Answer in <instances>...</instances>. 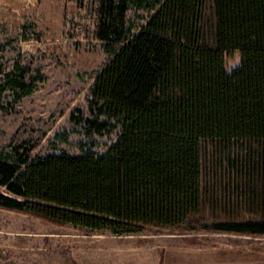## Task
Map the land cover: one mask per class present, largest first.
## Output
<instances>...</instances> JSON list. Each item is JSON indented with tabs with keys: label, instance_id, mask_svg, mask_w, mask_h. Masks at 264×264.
Here are the masks:
<instances>
[{
	"label": "trees",
	"instance_id": "16d2710c",
	"mask_svg": "<svg viewBox=\"0 0 264 264\" xmlns=\"http://www.w3.org/2000/svg\"><path fill=\"white\" fill-rule=\"evenodd\" d=\"M96 36L109 59L81 123L114 142L3 155L0 208L118 236L264 237V0H100ZM7 81L16 99L30 92L24 70Z\"/></svg>",
	"mask_w": 264,
	"mask_h": 264
},
{
	"label": "rangeland",
	"instance_id": "374dc122",
	"mask_svg": "<svg viewBox=\"0 0 264 264\" xmlns=\"http://www.w3.org/2000/svg\"><path fill=\"white\" fill-rule=\"evenodd\" d=\"M99 1L0 0V157L17 149L99 155L114 142L115 132L88 136L81 123L109 59L96 36ZM148 15L130 9L126 17ZM239 63L233 52L225 68ZM23 70L31 89L16 99L7 79ZM0 264H264V237L158 228L118 236L0 208Z\"/></svg>",
	"mask_w": 264,
	"mask_h": 264
}]
</instances>
